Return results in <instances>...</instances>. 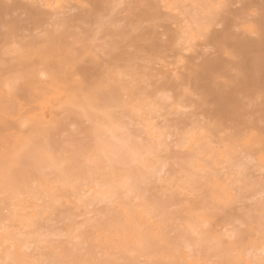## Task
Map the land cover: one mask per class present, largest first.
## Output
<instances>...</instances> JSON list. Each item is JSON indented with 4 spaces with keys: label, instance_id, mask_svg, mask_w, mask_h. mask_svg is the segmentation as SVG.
Listing matches in <instances>:
<instances>
[{
    "label": "bare ground",
    "instance_id": "obj_1",
    "mask_svg": "<svg viewBox=\"0 0 264 264\" xmlns=\"http://www.w3.org/2000/svg\"><path fill=\"white\" fill-rule=\"evenodd\" d=\"M228 2L0 0V264H88L95 252L107 264L120 246L154 264L172 256L185 263L194 249L203 257L214 249L218 264L264 262L260 18L234 13L229 29L257 35L228 41L224 53L206 57L200 36L205 6ZM236 2L258 11L262 0ZM145 3L160 28L133 38ZM122 37L117 59L104 48ZM123 56L136 61L131 73ZM233 76V87H217ZM23 105L40 112L25 115ZM169 144L176 153L161 155ZM253 197L257 206L242 212L238 204ZM227 208L237 229L223 252L217 226ZM74 210L98 213L89 233ZM76 237L90 248L71 245Z\"/></svg>",
    "mask_w": 264,
    "mask_h": 264
},
{
    "label": "snow or ice",
    "instance_id": "obj_2",
    "mask_svg": "<svg viewBox=\"0 0 264 264\" xmlns=\"http://www.w3.org/2000/svg\"><path fill=\"white\" fill-rule=\"evenodd\" d=\"M141 10H143L146 14L141 18L140 22H133L131 28L129 29V36L135 37L141 35L145 31L150 28H155L159 30L160 28V19L158 14L152 10V5L149 3H145L142 5H138ZM209 8V12L206 13L203 17L204 23L207 25L201 32L200 36L204 42L205 47L203 48L206 57L214 55L218 50L221 53L225 52V47L228 41L235 40L239 38L241 35L244 38H255L257 35V30L253 29L251 32H244L241 34L238 28L229 29L228 24L230 18L233 17L234 13H239L241 10H244V19L245 20H255L257 16H259L260 21L258 25V34L259 37L264 40V0H262L261 7L259 10L253 9L250 4L240 2L237 3L236 0H231L228 3H218L214 5L205 6ZM128 37H122L120 40L116 41H108L106 42V46L104 50L106 52H110L117 59L122 58L123 55V44L127 41ZM167 40V37H164ZM215 40V44L212 41ZM181 48H190V41L188 44H185L183 40L180 43ZM227 52L231 54L233 61H236L238 57L235 54V49L231 46H228ZM123 59L127 60L130 68L129 72H132L131 65L135 64L136 61L132 60L130 56H123ZM206 71H210V65L205 69ZM236 77L233 76L230 80L225 81H217V87L220 89L231 88L235 84ZM261 101L264 103V94L261 96ZM162 176L163 173H160ZM206 227V225H205ZM235 233L229 234V238H234ZM41 264H79V262L75 260H64L60 262H41ZM88 264H105L104 261H95L88 262ZM107 264H123V262L117 261H108ZM141 264H145V262H141ZM264 264V262H262Z\"/></svg>",
    "mask_w": 264,
    "mask_h": 264
},
{
    "label": "rangeland",
    "instance_id": "obj_3",
    "mask_svg": "<svg viewBox=\"0 0 264 264\" xmlns=\"http://www.w3.org/2000/svg\"><path fill=\"white\" fill-rule=\"evenodd\" d=\"M31 107H27V106L23 105V106H21L20 111L23 112V114H25V115H33V114H37L38 112H40V110L32 109ZM77 137H79V135H77ZM52 140L56 141V138L53 137ZM167 149L168 150L171 149V150L170 151L166 150L164 152H161L162 153L161 155L165 156V152H166V155L167 154L173 155L172 152L176 153V150H177L174 146H172L170 144H169V147H167ZM167 151L171 152V153H168ZM156 185H160V183H156ZM150 191L154 195L157 196V200H163L164 199L163 191H160L157 188H152ZM175 196H176V194H175ZM178 196H179V194H177V197ZM189 197H191V196H189ZM255 197H253L254 200L252 198L251 199L245 198L244 203H242V200H241V202L239 201L240 202L239 204L237 203L240 206L239 208H241L242 212L243 211H252V209H254L257 206L258 202L255 200L256 199ZM237 204H235V205H237ZM173 207L176 209L179 208V206H173ZM97 209L98 210H104L103 204L97 205L95 207V210L97 211ZM59 210L62 211V208H59ZM73 212H74V216H75V217L74 216L73 217H74V221H75L76 226L79 229H82L85 234L89 233L91 231L92 225L95 224L99 220V215L97 212H91L88 214H80V213H82L81 210H74ZM235 216H237V215H235L233 209L227 208L226 216H225L224 220L220 221L219 225L217 226V229L219 230L218 231L219 234H218V238H217V241H218L217 248L223 252L234 241V238H229V234L234 233V231L237 229V227H236L237 222H236V220H234L235 218H233ZM239 228L241 230H244V227L242 225ZM171 237H172V234H171ZM193 238H194V236H193ZM193 238H192V240H193ZM196 239H198V238H196ZM99 241H102V240H99ZM198 241H199V239H198ZM70 242H71L70 243L71 245H78L83 250H87L88 248H90V242L91 241H88V239H86L84 242H82L80 238L76 237V238L70 239ZM212 242H213V240H211L209 243H212ZM193 243H195V241H193ZM119 249H121V250H119ZM128 249H129L128 246H126V247L120 246L118 249L112 251V253H110V254L115 259V261H117V262L125 263V262H129V261H133V264H141V262L143 261V262H145V264H154L152 261H147V259L143 256H137L136 252L128 251ZM203 250H205L207 253V255L205 257H203L199 252H197V249H194L193 251H190V252H186V256H185L186 261H196L199 264H218V261L221 260L218 256L215 255L214 249H203ZM236 252H238V250H234L233 253H236ZM98 254H99L98 252H95L94 254L92 253V256L97 261H100L103 258L102 257L103 255L102 254L98 255ZM251 256H253L255 258L261 257L258 255V251L254 252V254ZM199 258H201V261L199 260ZM246 258L247 257H244V256H242V257L236 256L235 258H232L227 264H245ZM186 261H185V263H186ZM248 261L251 264H259L258 261H255L254 259H251V258H249ZM185 263L183 260L179 259L178 257L174 258V256H172V257L164 258V259L160 260L159 263H156V264H185Z\"/></svg>",
    "mask_w": 264,
    "mask_h": 264
}]
</instances>
